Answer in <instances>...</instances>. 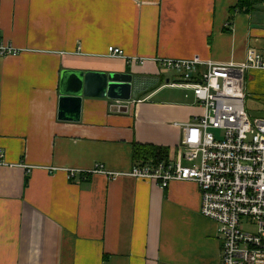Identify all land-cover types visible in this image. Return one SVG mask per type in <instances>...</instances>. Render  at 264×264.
Segmentation results:
<instances>
[{
	"label": "crops",
	"instance_id": "crops-1",
	"mask_svg": "<svg viewBox=\"0 0 264 264\" xmlns=\"http://www.w3.org/2000/svg\"><path fill=\"white\" fill-rule=\"evenodd\" d=\"M238 1L0 0V46L18 51L0 55V264H222L196 183L130 173L143 161L135 144L174 158L182 125L204 114L162 59L264 57V0L232 12ZM64 70L132 74L131 99L84 97L80 120H61ZM245 90L264 115V69L247 72Z\"/></svg>",
	"mask_w": 264,
	"mask_h": 264
},
{
	"label": "built area",
	"instance_id": "built-area-1",
	"mask_svg": "<svg viewBox=\"0 0 264 264\" xmlns=\"http://www.w3.org/2000/svg\"><path fill=\"white\" fill-rule=\"evenodd\" d=\"M17 53L12 46H0V55ZM108 53L124 55L114 46ZM160 62L190 80L183 85L192 88L204 114L182 125L176 157L158 163L141 161L130 175L162 187L177 180L196 183L202 214L218 224L222 264H264V115L247 110L245 90L247 72L264 69L263 55L250 49L243 63L199 58ZM201 67L205 70L199 72ZM194 74L199 78L191 82ZM4 163L0 151V164Z\"/></svg>",
	"mask_w": 264,
	"mask_h": 264
},
{
	"label": "water",
	"instance_id": "water-1",
	"mask_svg": "<svg viewBox=\"0 0 264 264\" xmlns=\"http://www.w3.org/2000/svg\"><path fill=\"white\" fill-rule=\"evenodd\" d=\"M133 76L129 73L64 70L61 75L59 119L79 121L84 97L130 100Z\"/></svg>",
	"mask_w": 264,
	"mask_h": 264
},
{
	"label": "trees",
	"instance_id": "trees-1",
	"mask_svg": "<svg viewBox=\"0 0 264 264\" xmlns=\"http://www.w3.org/2000/svg\"><path fill=\"white\" fill-rule=\"evenodd\" d=\"M258 0H239L237 5L232 8L234 11H249ZM133 157L135 160L153 162H162L168 160L169 150L165 147L154 146V145H134ZM28 177L26 179V184H28Z\"/></svg>",
	"mask_w": 264,
	"mask_h": 264
},
{
	"label": "rangeland",
	"instance_id": "rangeland-1",
	"mask_svg": "<svg viewBox=\"0 0 264 264\" xmlns=\"http://www.w3.org/2000/svg\"><path fill=\"white\" fill-rule=\"evenodd\" d=\"M185 93L186 91L179 89V88H167L165 90L164 95L167 98H172V99H184L185 98ZM258 103L256 102V98H254L252 95L246 97V108L249 112L254 111L259 107L257 105Z\"/></svg>",
	"mask_w": 264,
	"mask_h": 264
}]
</instances>
